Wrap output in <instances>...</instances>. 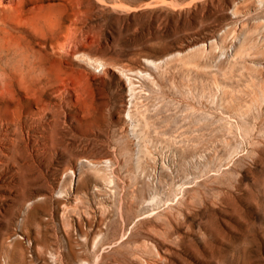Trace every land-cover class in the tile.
<instances>
[{"label":"rangeland","instance_id":"1","mask_svg":"<svg viewBox=\"0 0 264 264\" xmlns=\"http://www.w3.org/2000/svg\"><path fill=\"white\" fill-rule=\"evenodd\" d=\"M46 3L0 94V264H264V0Z\"/></svg>","mask_w":264,"mask_h":264},{"label":"bare ground","instance_id":"2","mask_svg":"<svg viewBox=\"0 0 264 264\" xmlns=\"http://www.w3.org/2000/svg\"><path fill=\"white\" fill-rule=\"evenodd\" d=\"M47 8L46 0H0V94L31 93L35 74L45 70L51 29Z\"/></svg>","mask_w":264,"mask_h":264}]
</instances>
